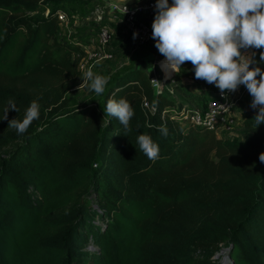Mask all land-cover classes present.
<instances>
[{"label":"trees","instance_id":"16d2710c","mask_svg":"<svg viewBox=\"0 0 264 264\" xmlns=\"http://www.w3.org/2000/svg\"><path fill=\"white\" fill-rule=\"evenodd\" d=\"M76 2L0 0V116L9 101L8 120L41 105L24 135L0 120V264H264V124L244 116L240 140L163 119L177 99L204 108L208 95L176 72L158 93L145 68L116 76L102 101L74 103L84 52L59 37V16ZM110 97L131 102L127 130L104 115ZM142 133L159 144L155 162Z\"/></svg>","mask_w":264,"mask_h":264},{"label":"clouds","instance_id":"9594fccd","mask_svg":"<svg viewBox=\"0 0 264 264\" xmlns=\"http://www.w3.org/2000/svg\"><path fill=\"white\" fill-rule=\"evenodd\" d=\"M151 27V38L169 68L175 72L190 61L195 78L214 84L221 93L235 92L243 85L252 97L250 107L256 111L251 121L253 129L264 124V70L254 66L255 52L251 56L242 54V50L264 49V0H156ZM260 62H264V51L260 52ZM81 79L78 90L87 88L103 95L111 77L89 69ZM156 106L154 102L151 107L155 110ZM40 110L38 100H32L23 119L8 120V112L17 111L9 101L0 120H8V129L24 135L40 118ZM103 112L118 119L125 130L135 114L125 97H110ZM159 131L167 137L166 126ZM136 143L149 160L160 159L159 144L150 135L139 134ZM259 161L264 163V153L259 155Z\"/></svg>","mask_w":264,"mask_h":264},{"label":"built area","instance_id":"2783aa9c","mask_svg":"<svg viewBox=\"0 0 264 264\" xmlns=\"http://www.w3.org/2000/svg\"><path fill=\"white\" fill-rule=\"evenodd\" d=\"M155 2L150 1L146 5H139L131 7L127 4L120 3H107L103 7H97L94 11V22L99 26L97 37L95 39V46L88 49L78 43L84 52V56L79 63V69L86 73L91 69L94 63L103 61H112L115 58V52L111 49V44L114 41V30L109 26L111 22L116 23L118 19H124L123 30L127 34L128 40L131 44V48L144 46L148 43L154 42L151 38L152 27L150 23L146 21H153L155 16ZM147 15V19H140V15ZM62 26L69 24V18L61 14L59 16ZM91 22L89 19L82 21V23ZM134 33L137 34L134 38ZM158 62L155 68L151 71V85L156 92L161 93L165 89V84L170 79L167 72L162 69L161 62ZM243 62V60H241ZM176 72V70H175ZM170 71V75L175 73ZM172 77V76H171ZM152 80H157L160 83H153ZM201 92L208 95V100L204 108H199L190 104H181L180 101H176V105L170 110H165L162 113L163 119H174L182 124H191L194 126H200L212 131H215L217 135L221 134L224 138H239L241 135H233L232 130L235 126L239 127L238 119H243L244 116L249 114H256V111L250 107L251 102L248 101L249 92L243 86H239L235 92L221 93L214 84L210 85L203 81ZM245 105L247 110L241 116H236V111ZM144 106L150 113L157 111L152 109V105L145 100ZM227 262L225 264H231V260L226 256Z\"/></svg>","mask_w":264,"mask_h":264},{"label":"rangeland","instance_id":"374dc122","mask_svg":"<svg viewBox=\"0 0 264 264\" xmlns=\"http://www.w3.org/2000/svg\"><path fill=\"white\" fill-rule=\"evenodd\" d=\"M120 1L121 3L132 6V5L145 4L148 0H108L105 3L106 4L111 2L120 3ZM169 3H171V0H169ZM103 4H104V0H77L74 7L75 9L72 10L73 15L70 16L69 24L64 25L61 28L59 37L61 39H66V40L69 39L72 42L73 41L78 42L83 47L86 48L88 47V49L94 47L96 45L94 41L97 37L99 26L94 21L82 23L80 17L85 12L89 11L91 13L98 6L103 7L104 6ZM116 23L122 28L121 30L122 33H118L117 28L113 26L114 25L113 22L109 24V26L114 30V34H115L114 41L111 44V49L115 52L114 60L94 63L91 67V69L95 73L109 75L111 77L108 86L116 78V76L133 68H145L146 73L150 74L152 69L156 67L155 65L158 62H160L162 59H164V57L156 49L155 41L152 43H148L144 46L131 48V44L128 40L127 34L123 30L124 19L123 18L118 19ZM252 53L253 52L250 51V49L247 51L244 50L242 51V54L248 56H251ZM254 59L257 61V64L254 66H259L262 70H264V62H260V57ZM164 60L162 61V63L164 62ZM162 68H163V64H162ZM192 70H193V66H191V62L186 61L182 66V69L176 70V73H179L180 75L182 73L187 75V72ZM78 71L80 72L81 77H83L85 73L79 69V66H78ZM257 79H259V77ZM79 80H80L79 83L75 85L69 92V96L74 99V103L83 104L84 102L92 99H99L100 101L103 100V95L105 93L103 95H96L94 92H90L87 88L78 90L79 85L83 82L81 78ZM197 80L199 82H197ZM187 81L189 82V86L190 89L192 88L191 89L192 91H200V92L202 91L201 86L203 80L196 79L193 76V77H189ZM251 100L252 97L249 95L248 101L251 102ZM232 134L234 136L241 135L242 139H244L245 137V135H243L240 132L237 126L233 128ZM218 137L220 139H223L225 136L219 134ZM218 257L221 258L220 264H225V262H227V258L225 255L219 254Z\"/></svg>","mask_w":264,"mask_h":264},{"label":"crops","instance_id":"0c3cea01","mask_svg":"<svg viewBox=\"0 0 264 264\" xmlns=\"http://www.w3.org/2000/svg\"><path fill=\"white\" fill-rule=\"evenodd\" d=\"M106 1H108V0H104V4L103 5H105L106 3ZM150 1H154V0H148L145 4H141V5H146V4H148ZM119 3V2H118ZM120 4H124V3H121V1H120ZM130 6V5H129ZM136 6H139V5H132L131 7H136ZM140 19H147V15H145V14H143V15H140ZM148 23H150V26H152V23H153V21H149ZM114 25L113 26H115L116 28H117V30H118V33H122V28L119 26V25H117V23H113ZM119 27H120V29H119ZM250 51H252L253 52V49H250ZM191 66H193L192 64H191ZM181 76H182V78L184 79V81H185V84L186 85H188L189 86V82L187 81V79L189 78V77H195V73H194V70H192V71H188L187 72V75L186 74H181ZM197 82H199L198 80H197ZM202 86H203V83H202ZM201 86V87H202ZM189 88H190V86H189ZM192 89V88H191ZM190 89V90H191ZM194 92H198L199 93V91H194ZM246 111H248L247 110V108H246V106L245 105H242V108L241 109H238L237 111H236V116L237 117H239V116H241L244 112H246ZM242 121H243V119H238V125H241L242 124Z\"/></svg>","mask_w":264,"mask_h":264},{"label":"bare ground","instance_id":"6f19581e","mask_svg":"<svg viewBox=\"0 0 264 264\" xmlns=\"http://www.w3.org/2000/svg\"><path fill=\"white\" fill-rule=\"evenodd\" d=\"M164 59H165V58H164ZM164 59H163V60H164ZM161 66H162V62H161ZM162 69H163V68H162ZM169 75H170V74H169ZM169 75H167V76H169Z\"/></svg>","mask_w":264,"mask_h":264},{"label":"water","instance_id":"95a60500","mask_svg":"<svg viewBox=\"0 0 264 264\" xmlns=\"http://www.w3.org/2000/svg\"><path fill=\"white\" fill-rule=\"evenodd\" d=\"M171 76H172V74H171V75H169V78H171Z\"/></svg>","mask_w":264,"mask_h":264}]
</instances>
